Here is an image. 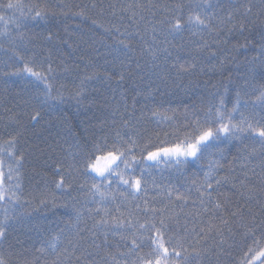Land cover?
<instances>
[{
	"label": "trees",
	"instance_id": "16d2710c",
	"mask_svg": "<svg viewBox=\"0 0 264 264\" xmlns=\"http://www.w3.org/2000/svg\"><path fill=\"white\" fill-rule=\"evenodd\" d=\"M9 2L22 7L7 9ZM178 2L0 0V16L4 17L0 20V160L5 176L11 163L13 178L5 187L11 186L19 197L0 201V224L6 226L0 256L6 264H139L138 257L147 258V237L154 233L144 232L143 247L134 251L131 238L122 240L121 235L130 236L133 231L127 228L128 220L144 223L152 215L143 211L146 203L171 217L164 239L180 240L188 251L177 250L192 264H196V252L200 253L199 264H245L247 248L254 245L231 212L239 210L257 222L264 218V166L259 154L250 160L243 158L254 146L251 140L221 139L207 149L201 161L186 165L168 160L148 163L141 158V150L148 137L156 141L157 133L169 144L177 132L183 139L193 115L203 118L209 106H218L221 99L231 111L237 92L249 104L246 111L259 118L264 110L251 105L264 88V0H212L215 27L211 35L204 34L210 47L197 50L201 37L185 32L171 43L158 41V47H167L171 55L165 59L166 54L159 52L154 62L147 49L153 27L160 29L155 21L166 7ZM241 4L252 8L243 31L234 7ZM135 5L143 6V12ZM36 11L46 18H37ZM133 11L137 15L131 18ZM121 40L133 50L127 56ZM173 63L195 67L178 73L171 68ZM25 64L50 77L52 89L46 102L44 85L22 71ZM37 113L38 119L32 120ZM118 132L138 141L133 167L137 177L143 171L147 193L126 201L117 177H111V184L103 181L101 190L107 186L110 213L108 224L98 226L104 212H96L102 205L99 196L93 198L91 185L101 178L85 173L82 160L94 143L111 142ZM11 139L16 141L14 148L8 146ZM8 152L17 154L19 166ZM58 168L65 180L61 189L56 188L61 179ZM210 169L213 189L208 191L226 209L223 215L228 225L221 223L220 210L215 215L204 212L197 200L195 188L209 179L205 173ZM224 176L233 179L236 187L217 186L215 180ZM176 190L188 196L187 203L176 199ZM204 207L213 205L205 203ZM121 222L124 227L118 226ZM156 223L159 226L158 219ZM193 228L196 233L201 228L205 231L200 236L185 231ZM221 228L223 245L217 234Z\"/></svg>",
	"mask_w": 264,
	"mask_h": 264
},
{
	"label": "snow or ice",
	"instance_id": "6c2138e0",
	"mask_svg": "<svg viewBox=\"0 0 264 264\" xmlns=\"http://www.w3.org/2000/svg\"><path fill=\"white\" fill-rule=\"evenodd\" d=\"M10 10H19L22 5L14 4L9 2L6 6ZM130 8L133 6H129ZM136 8H140L141 13L143 12V6L135 5ZM151 7L155 8L156 5ZM236 7L239 20H240V30H244V21L250 19V14L252 12L251 7H246L245 5H234ZM214 8L212 0H188L184 3L183 0L174 4L171 8H165L161 19L155 21L156 24L160 25V29L157 30L156 27L152 29V44L148 46V53L151 55L152 60L155 62L158 59L157 53H165V59L171 53L168 51L167 47H158V41L160 43H171L172 40L183 38L185 32H190L192 35H199L201 37L202 43L197 46V50H203L210 47L208 40L204 39V34H212L213 28L215 27L212 23L213 15L211 14V9ZM244 8L243 12L239 9ZM187 9V12L185 10ZM137 15L135 11L132 12V17ZM155 15V13H153ZM35 16L40 19H45L46 15L42 14L41 11H36ZM4 19L0 16V20ZM229 22L232 20V15L228 16ZM139 35V33H134ZM218 34V33H217ZM129 35H133L130 33ZM163 37V40H160ZM50 39V37H49ZM144 40V37H140ZM123 48L126 50L123 55L127 56L133 50L128 44L123 40L120 41ZM118 55L120 51L117 50ZM214 55V53H213ZM264 63V61H262ZM138 64V61H137ZM139 66V64H138ZM154 66H157L154 64ZM195 67V64H184L177 66L176 63L171 65V68L176 69L179 73L181 71H189ZM23 72L28 75L35 77L40 83L44 85L45 91V102L51 94L52 85L49 83V76L43 75L41 72L34 71L32 67L25 64L22 69ZM49 73L52 69L49 67ZM86 79H91V77H86ZM83 85V81H82ZM252 108L259 107L264 110V88L259 91L256 96V100L253 101ZM249 108V104L245 101L242 102L237 92L236 102L233 105L231 111H228L225 107L224 100L221 99L219 105H210L208 110L203 114V118L193 115L191 121L185 125V132L183 139L180 138L178 132L175 133L176 140L172 143H168L166 140H160L159 134L157 133L156 141L153 142L151 137L147 138V142L143 145L141 150V158L147 161L155 162L159 164L161 160L174 161L176 165H186L189 161L199 162L201 161L207 149L214 144H218L221 139L224 140H251L254 145L250 152L244 155V160H250V158L256 157L259 154L261 165L264 166V111L259 114L257 119L252 113H248L246 110ZM39 113L31 117L32 120L38 119ZM188 129H191L190 131ZM20 133H17L19 135ZM127 135V134H126ZM139 136L140 133H137ZM168 136V133L164 134ZM15 139H11L8 142L9 148L15 147ZM138 145V141L133 139L131 135L121 136L118 132L116 137L110 142L108 139H104L102 142H96L92 145L88 154L83 158V170L85 173H94L95 176L101 178V182L97 183L93 180L91 185V194L93 198L99 196V203L102 207H98L96 212H104V216L97 221V225H107L108 220L106 217L110 213V209L107 206V201L109 199V194L107 192V186H104V190H101L102 182L107 180L108 184L112 183L111 177L115 176L118 178L119 184L124 186V189L120 191V195L124 200H137L142 195L147 193V181L143 176V171L141 175L137 177L135 175V168L133 164L135 161L134 151ZM255 145H258L256 147ZM8 157L15 161L16 165L19 166L21 163L20 159H16V155L13 152H8ZM131 157V160L129 159ZM22 159V158H21ZM123 165V170L121 169ZM4 162L0 160V201H11L13 198L19 199L17 193L12 190L11 186L5 187L6 181L12 180L11 163L9 164V173L5 176L2 171ZM75 165H70L74 167ZM217 167H223L217 163ZM57 175H61L60 169H57ZM205 176L209 179L205 180L203 185L197 186L195 191L198 193L197 200L199 201L202 210L204 212L212 211L216 214V210H220V220L223 225H228L229 221L224 218V211L226 210L222 204L218 201L214 202L212 200V192L208 191L213 189V184L210 180L211 169L209 172L205 173ZM217 186L221 184H231L233 188L236 187L233 179H229L228 176L221 177L215 180ZM65 186V180L61 175V179L56 183V188L61 189ZM16 187H19L17 183ZM81 188L84 185H80ZM177 191L176 199L182 200L187 203L188 196L184 193ZM191 191V189H189ZM218 191V189H217ZM10 193V194H9ZM223 194V193H219ZM168 196L172 195V192H168ZM249 196V199H252ZM115 200V196L111 197ZM196 201H193L195 204ZM205 203H211L213 207L211 209L204 207ZM119 209H117L118 211ZM137 211L139 208L137 207ZM145 213H151L152 215L148 217L144 223L136 224L130 219L127 221V228L133 229L129 235H121L122 240H128L131 238L132 249L143 247L144 232L154 233V235H149L147 239L149 240V252L147 253V258L144 256L138 257L139 264H192L187 255L182 256L181 251L178 248H183V251L187 253L188 249L183 247L180 240H175L169 237L167 240L164 239L165 230L168 228L167 220L171 217L166 216L164 209H157L155 207H149L147 203L143 209ZM159 212L160 215L157 217L155 214ZM80 214H78L79 216ZM231 216L236 219L239 226L245 229V236L251 238L252 244L247 248L245 264H264V218H261L258 222L255 217L245 218L237 211H232ZM159 220V226H157L156 220ZM138 224V227H137ZM119 227H124L123 222H121ZM212 225L209 223V231L212 230ZM140 230H143L141 232ZM200 236L201 233L205 231L204 228L200 229V233H196L195 228L188 230ZM224 229L221 228L218 231V235L223 233ZM229 232H232V228H228ZM140 232V235L137 233ZM106 235V233H105ZM6 236V226L0 224V240H3ZM259 236V238H257ZM203 239L204 237H200ZM199 242V241H197ZM223 237L219 240V243L223 245L225 243ZM53 251H55V245H51ZM99 247V245H96ZM171 247V251H169ZM67 251V250H65ZM195 251V249H194ZM200 253L196 252V264H199L198 257ZM175 257H180V261L175 260ZM0 264H6L5 259L0 256Z\"/></svg>",
	"mask_w": 264,
	"mask_h": 264
},
{
	"label": "rangeland",
	"instance_id": "374dc122",
	"mask_svg": "<svg viewBox=\"0 0 264 264\" xmlns=\"http://www.w3.org/2000/svg\"><path fill=\"white\" fill-rule=\"evenodd\" d=\"M162 160H163V159H162ZM162 160H161V161H162ZM145 161L148 162V163H153L152 161H147V160H145ZM93 174H94V173H93Z\"/></svg>",
	"mask_w": 264,
	"mask_h": 264
}]
</instances>
